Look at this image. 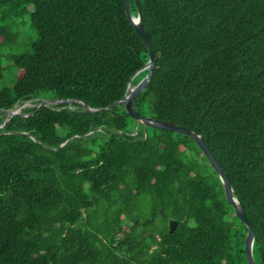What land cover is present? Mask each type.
<instances>
[{
	"label": "trees",
	"instance_id": "16d2710c",
	"mask_svg": "<svg viewBox=\"0 0 264 264\" xmlns=\"http://www.w3.org/2000/svg\"><path fill=\"white\" fill-rule=\"evenodd\" d=\"M3 7L29 15L34 39L5 56L14 80L0 88V264H247V229L197 144L137 125L123 105L105 109L148 61L124 0ZM129 8L153 59L134 111L202 137L264 264V0ZM18 38L11 23L0 25V50ZM43 99L70 102L23 108L2 125V110Z\"/></svg>",
	"mask_w": 264,
	"mask_h": 264
},
{
	"label": "water",
	"instance_id": "95a60500",
	"mask_svg": "<svg viewBox=\"0 0 264 264\" xmlns=\"http://www.w3.org/2000/svg\"><path fill=\"white\" fill-rule=\"evenodd\" d=\"M135 2H136V0H135ZM124 6H125L126 16L129 20V22L134 27L135 32L137 33V35L141 39V41H142V43L146 49V52L148 55V61L143 68L136 71L131 76L123 99L115 101L112 105L108 106L105 109H108V108L112 107L113 105H123L127 115L130 116L132 119H134L137 122V125L142 124L143 127L149 126V127L156 129V130H166V131H172V132L180 133V134H183V135L191 138L197 144V146L199 147V149L201 150L203 155L206 157L208 163L212 166L214 172L218 176V178H219V180L223 186L224 194H225V198H226L227 202L232 206V208L234 209L235 215L245 225V227L247 229V235L245 238V246H244V253H245L246 262H247V264H256L254 261L253 252H252V247H253V242H254V234H253V231L251 229V226L249 225V223L246 219L245 213H244L240 203L233 196V191H232V188H231V185H230L228 179L224 175L221 167L219 166L218 162L216 161V159L214 158V156L210 152L209 148L205 144L202 137L200 135L196 134L195 132L185 128V127L175 125V124H172V123H169L166 121L154 119L151 117L139 116L134 111L133 102L138 97L140 92L144 89V87L147 85V83L149 82L150 76L152 74L153 59H152V51H151L150 45L146 39L145 33L143 31V28H142V25L140 22L139 13L137 15V18H135V19L131 16L130 8H129V0H124ZM144 69L147 70L146 75L137 83V85H135L134 87H131V80L140 71H142ZM29 102L30 101H27L21 105H15L14 108L11 110H2L1 112L5 115V119H4L2 125L7 123L14 116H25V114L21 113V110L26 106L25 104H27ZM62 102L68 103V102H70V100L58 101L55 99H43L40 101V103L38 105L35 106V108L39 109L40 107H43V106L56 105V104H59ZM83 107H84V109H86L90 112L98 111V109L89 108L87 105H83ZM137 125L134 128V132H136ZM63 145L64 144H61V146H63ZM159 213L161 214L162 217L165 216L162 209H159ZM176 225H177L176 221H170L169 222V233H172L175 230Z\"/></svg>",
	"mask_w": 264,
	"mask_h": 264
},
{
	"label": "rangeland",
	"instance_id": "374dc122",
	"mask_svg": "<svg viewBox=\"0 0 264 264\" xmlns=\"http://www.w3.org/2000/svg\"><path fill=\"white\" fill-rule=\"evenodd\" d=\"M22 8L23 7H20L19 10H22ZM9 10L10 9L8 7L0 8V25L11 23L12 32H17L19 38L17 39L16 45L12 47L9 46L0 50V64L3 67L2 78L0 80V88L11 87L14 80L13 76L15 73V69L11 67L10 62L6 60L5 56L13 55L24 51L26 45L34 39V33L29 25V15L27 13H23L19 17H15L12 11ZM38 104L29 102L25 104L26 106L24 108L35 107ZM253 255L254 260L258 261L257 253L255 252V254Z\"/></svg>",
	"mask_w": 264,
	"mask_h": 264
}]
</instances>
